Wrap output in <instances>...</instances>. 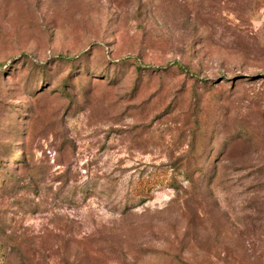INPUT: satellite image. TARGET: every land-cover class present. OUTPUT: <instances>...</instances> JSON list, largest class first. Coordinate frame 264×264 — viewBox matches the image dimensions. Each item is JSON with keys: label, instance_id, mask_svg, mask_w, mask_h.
Instances as JSON below:
<instances>
[{"label": "rangeland", "instance_id": "obj_1", "mask_svg": "<svg viewBox=\"0 0 264 264\" xmlns=\"http://www.w3.org/2000/svg\"><path fill=\"white\" fill-rule=\"evenodd\" d=\"M0 264H264V0H0Z\"/></svg>", "mask_w": 264, "mask_h": 264}]
</instances>
